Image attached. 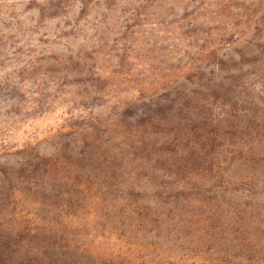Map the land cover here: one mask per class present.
I'll use <instances>...</instances> for the list:
<instances>
[{
  "label": "rangeland",
  "instance_id": "374dc122",
  "mask_svg": "<svg viewBox=\"0 0 264 264\" xmlns=\"http://www.w3.org/2000/svg\"><path fill=\"white\" fill-rule=\"evenodd\" d=\"M0 145L53 264H264V0H0Z\"/></svg>",
  "mask_w": 264,
  "mask_h": 264
},
{
  "label": "trees",
  "instance_id": "16d2710c",
  "mask_svg": "<svg viewBox=\"0 0 264 264\" xmlns=\"http://www.w3.org/2000/svg\"><path fill=\"white\" fill-rule=\"evenodd\" d=\"M32 172L31 161L0 145V264H53L31 208Z\"/></svg>",
  "mask_w": 264,
  "mask_h": 264
}]
</instances>
